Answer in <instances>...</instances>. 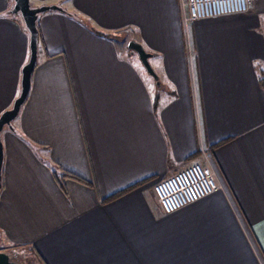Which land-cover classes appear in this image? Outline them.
<instances>
[{"label":"crops","instance_id":"crops-1","mask_svg":"<svg viewBox=\"0 0 264 264\" xmlns=\"http://www.w3.org/2000/svg\"><path fill=\"white\" fill-rule=\"evenodd\" d=\"M183 1L30 0L74 16H40L30 92L2 132V249L28 264H264V0L192 23ZM12 6L0 116L30 58ZM197 162L221 189L164 214L155 185Z\"/></svg>","mask_w":264,"mask_h":264},{"label":"built area","instance_id":"built-area-1","mask_svg":"<svg viewBox=\"0 0 264 264\" xmlns=\"http://www.w3.org/2000/svg\"><path fill=\"white\" fill-rule=\"evenodd\" d=\"M185 23L249 11V0H184ZM221 189L216 172L197 162L155 185L157 202L166 215L175 213Z\"/></svg>","mask_w":264,"mask_h":264},{"label":"water","instance_id":"water-1","mask_svg":"<svg viewBox=\"0 0 264 264\" xmlns=\"http://www.w3.org/2000/svg\"><path fill=\"white\" fill-rule=\"evenodd\" d=\"M49 11H61L63 9L57 5L32 7L30 0H13L12 9L9 11L11 15H19L27 29L29 34V47L30 58L29 62L23 67L21 78V93L16 99L13 107L7 110L0 116V186H1V173L4 159V151L2 145V132L5 127L12 129V122L18 117L23 104L26 102L30 87L34 69L38 60V45H39V28L38 21L40 16ZM128 49L133 53H136L142 62L147 72L160 84L159 77L150 63L152 54L148 52L144 46L131 40L128 43ZM0 264H24L20 260L15 258V254L8 250H0Z\"/></svg>","mask_w":264,"mask_h":264},{"label":"trees","instance_id":"trees-1","mask_svg":"<svg viewBox=\"0 0 264 264\" xmlns=\"http://www.w3.org/2000/svg\"><path fill=\"white\" fill-rule=\"evenodd\" d=\"M12 4H13V0H12ZM63 12L66 13V14H68V15H70V16H74L72 13L68 12L67 10H63ZM5 15H11V14H9V12H6ZM11 16H13V15H11ZM15 16H16V15H15ZM21 20H22V19H21ZM22 23H23V21H22ZM23 25H24V23H23ZM24 27H25V25H24ZM25 28H26V27H25ZM26 30H27V29H26ZM14 131H15V130H14ZM63 176H64V177H67V178H71V179L77 180V181H80V182L85 183V184L87 183L84 179H82V178H80L79 176H77V175H75V174H73V173H70V172H63ZM1 188H2V173H1V186H0V191H1ZM0 250H5V249H2L1 246H0ZM8 251L13 252V253L15 254V258H16L17 260L22 261V260H21V257H20V255H22V254H21L20 251H16V250H8ZM23 256H24V255H23ZM22 262H23V261H22ZM24 264H27L25 260H24Z\"/></svg>","mask_w":264,"mask_h":264},{"label":"rangeland","instance_id":"rangeland-1","mask_svg":"<svg viewBox=\"0 0 264 264\" xmlns=\"http://www.w3.org/2000/svg\"><path fill=\"white\" fill-rule=\"evenodd\" d=\"M46 13H47V12H46ZM44 14H45V13H44ZM44 14H42V15H44ZM11 17H14V18H16V19H19V20L21 21V23H22L21 17H20L19 15H16V16L13 15V16H11ZM28 62H29V59H28ZM19 95H20V94H19ZM18 97H19V96H18ZM13 122H14V121H13ZM6 128H7V127H6ZM4 129H5V128H4ZM21 254H22V255H20V257H21V260H22L23 263H24V258H23V257H24V256H23L24 254H23V253H21ZM22 261H21V262H22ZM26 263L28 264V262H26Z\"/></svg>","mask_w":264,"mask_h":264}]
</instances>
